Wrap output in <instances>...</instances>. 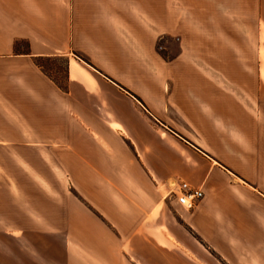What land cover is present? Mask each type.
<instances>
[{
    "label": "crops",
    "instance_id": "0c3cea01",
    "mask_svg": "<svg viewBox=\"0 0 264 264\" xmlns=\"http://www.w3.org/2000/svg\"><path fill=\"white\" fill-rule=\"evenodd\" d=\"M208 7L188 12L220 58L182 46L163 84L158 36L196 35L167 0H0V156L17 158L0 264H264L263 86L239 21L207 24ZM39 57L65 59L63 85ZM180 182L204 192L192 209Z\"/></svg>",
    "mask_w": 264,
    "mask_h": 264
},
{
    "label": "rangeland",
    "instance_id": "374dc122",
    "mask_svg": "<svg viewBox=\"0 0 264 264\" xmlns=\"http://www.w3.org/2000/svg\"><path fill=\"white\" fill-rule=\"evenodd\" d=\"M207 2V3H206ZM180 3H183V7H180ZM209 5L208 9L211 8V5L214 6V11L217 13L218 18L213 13H209L210 17L208 18L207 24H211V21L216 25H223L230 22V24L239 23V47L241 49V64L243 70H245V75L247 83L257 82L258 86H263L259 90L263 91L260 94V97L263 96L264 99V0H167V11L171 13H178V17L183 15L185 22H189L195 30L196 35L186 36L184 42L181 41V36L170 35L168 33L161 34L158 36V40L155 45V50L157 53V59L160 63V66H157L151 61V64H154V69L156 74H160L158 80L159 83L171 84L175 83V71L179 69L180 64L176 62L175 59L179 56L181 47H185L186 54L196 55L199 59L200 57H205L213 59L220 58L219 54L211 55L212 51L218 50L216 45H213L211 42L207 44V41L211 40V33L209 30L203 28L204 25L197 24L198 19H192L189 15L191 6L194 16L202 18L201 9H205V5ZM221 5L224 8L229 9V17H223L221 12ZM182 11V13L180 12ZM180 12V13H179ZM200 12V13H199ZM197 13V14H196ZM219 22V23H218ZM244 23V25L242 24ZM206 26V25H205ZM237 31H235L236 33ZM213 36V35H212ZM27 48L25 43H21L19 46L20 51H24ZM220 53V51H217ZM198 59V60H199ZM199 66L204 67L206 64L203 61L196 62ZM197 64H194L195 66ZM45 66L50 70L51 74L57 78V81L63 85L65 83V59L56 58L50 61H45ZM159 71V72H158ZM263 89V90H262ZM257 95L259 93L257 92ZM0 156V178L4 181L13 179L8 173L7 168H10L13 164V161L17 158L10 156L9 150L7 153H2ZM7 169V170H6ZM27 176H29L27 174ZM11 177V178H10ZM22 179V178H21ZM58 180V179H57ZM55 181L56 187L60 184V181ZM59 182V183H58ZM53 195H61L62 188L57 187L52 190Z\"/></svg>",
    "mask_w": 264,
    "mask_h": 264
},
{
    "label": "built area",
    "instance_id": "2783aa9c",
    "mask_svg": "<svg viewBox=\"0 0 264 264\" xmlns=\"http://www.w3.org/2000/svg\"><path fill=\"white\" fill-rule=\"evenodd\" d=\"M173 195L181 206L188 209H192L204 198V192L202 189L195 188L187 182L178 183Z\"/></svg>",
    "mask_w": 264,
    "mask_h": 264
},
{
    "label": "trees",
    "instance_id": "16d2710c",
    "mask_svg": "<svg viewBox=\"0 0 264 264\" xmlns=\"http://www.w3.org/2000/svg\"><path fill=\"white\" fill-rule=\"evenodd\" d=\"M80 58H82L81 56H79ZM83 59V58H82ZM50 60H52V59H50V58H41V57H39V58H36L35 59V64L38 66V67H40L45 73H47V74H50V72H49V70L46 68V66H45V61H50ZM87 63H89L87 60H85ZM90 64V63H89Z\"/></svg>",
    "mask_w": 264,
    "mask_h": 264
}]
</instances>
